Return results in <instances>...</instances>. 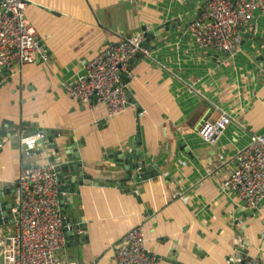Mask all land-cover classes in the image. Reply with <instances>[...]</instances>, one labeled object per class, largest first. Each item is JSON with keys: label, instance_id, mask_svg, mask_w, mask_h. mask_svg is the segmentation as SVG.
Instances as JSON below:
<instances>
[{"label": "crops", "instance_id": "0c3cea01", "mask_svg": "<svg viewBox=\"0 0 264 264\" xmlns=\"http://www.w3.org/2000/svg\"><path fill=\"white\" fill-rule=\"evenodd\" d=\"M196 10L178 0H27L40 52L33 64L15 68L9 82L0 77V201L13 204V183L22 168L50 165L47 142L40 140L32 156L22 151L21 138L32 134L23 131L24 123L55 132L58 146L66 142L69 148L72 138L83 170L99 179L115 176L105 155L128 149L139 132L145 164L158 173L134 184L133 193L125 191L132 182L124 189L118 183L79 186L61 211L84 228L66 236L56 254L60 264H113V246L140 224L161 264H228L238 236L244 252L264 264V198L257 209H248L221 188L249 135L264 134V70L255 61L264 59L263 17L244 30L239 50L223 59L196 49L180 28L182 35L141 53L129 64L134 104L128 102L118 116L110 118L104 105H83L63 92V82L99 50L144 26L175 19L185 26ZM250 31L257 41L244 36ZM222 110L233 123L211 146L197 129ZM12 228L9 210L0 230Z\"/></svg>", "mask_w": 264, "mask_h": 264}, {"label": "built area", "instance_id": "2783aa9c", "mask_svg": "<svg viewBox=\"0 0 264 264\" xmlns=\"http://www.w3.org/2000/svg\"><path fill=\"white\" fill-rule=\"evenodd\" d=\"M187 10L197 8L187 22L191 43L200 51L232 56L239 50L242 33L256 17L264 18V0H178ZM204 4L201 8L199 5ZM27 0H0V68L33 64L38 59L40 40L26 15ZM186 22V23H187ZM147 30L154 27H146ZM144 31L121 37L116 44L99 50L84 62L81 72L65 80L64 94L83 105L92 102L104 105L108 117L122 114L128 104L129 70L142 48ZM122 76L126 81H122ZM232 117L220 111L215 120H203L198 136L207 144H216L230 125ZM43 133L23 136L22 151L32 156ZM210 170V169H209ZM245 208L257 209L264 198V134H250L247 144L235 155V166L221 183ZM13 228L0 230V264H60L56 254L66 243V231L78 225L75 216H63L57 176L51 165L26 166L13 183V204L10 209ZM244 240L236 238V246L227 256L228 264H261L259 257L248 256ZM113 264H161L162 259L147 247L141 224L123 234L113 246Z\"/></svg>", "mask_w": 264, "mask_h": 264}, {"label": "water", "instance_id": "95a60500", "mask_svg": "<svg viewBox=\"0 0 264 264\" xmlns=\"http://www.w3.org/2000/svg\"><path fill=\"white\" fill-rule=\"evenodd\" d=\"M201 8L204 4L199 5ZM192 10V6H190ZM199 11L192 16V19H195ZM191 22H187L185 26H182L178 23V19L175 20H166L155 26L154 29H149L144 26L142 30L144 31V41L142 42V48L146 51L154 49L158 44L164 43L166 40L171 39L177 35H182V32L179 31V28L186 30ZM252 28V23L250 24ZM172 29L173 33L167 35L168 30ZM244 36L249 37L253 41H257L259 37H253L252 31L248 32ZM129 37V36H128ZM156 40L154 46H151V41ZM260 46V45H259ZM140 54H137L132 60L138 58ZM215 59H223L218 55H215ZM255 61L259 67L264 70V59L262 56H258L255 58ZM11 72L6 70L5 68H0V77H7V82L11 80L10 78ZM127 101L131 104H134L133 100H131V96L127 93ZM29 130L34 133L41 131L43 133L42 142H47L45 147L46 150H52L53 155L48 157V161L50 165H52L53 171L57 176V190L60 194V202L61 209L64 211V201H68L70 196L76 195L78 193V187L83 184H99L101 186H110L113 187L114 184L118 183L120 189H124L123 185L128 182H132L133 185L129 186V188L125 189L126 192H135L134 184H137L145 179L156 176L157 170L154 165H146L143 157V153L141 149L138 148V144L140 143V134L137 132V137L135 139V143H133L128 149L115 151L112 154L105 155L104 162L108 165H112L114 170V178H106L99 179L93 178L90 174L85 173L83 170V164L79 159V153L77 152V144L70 138L71 146L69 148L66 147L65 143H61L58 146L55 142H53V138L51 135L55 136V132L49 130H40L32 124H23V131ZM50 135H47V134ZM46 135V136H45ZM41 142V143H42ZM38 154L41 155L45 152L44 146L39 144ZM184 145L182 143V149ZM117 171H121L124 173V177L119 178V174ZM118 177V178H117ZM2 191H0V198L2 196ZM12 204H8L7 202L0 201V226L3 223L8 222V211L11 209ZM148 214H151L150 211H147ZM73 216V215H71ZM78 225H74L72 228L65 230L66 236L72 237L73 233L78 230H82L84 228V224L78 220Z\"/></svg>", "mask_w": 264, "mask_h": 264}, {"label": "rangeland", "instance_id": "374dc122", "mask_svg": "<svg viewBox=\"0 0 264 264\" xmlns=\"http://www.w3.org/2000/svg\"><path fill=\"white\" fill-rule=\"evenodd\" d=\"M140 30H142V28Z\"/></svg>", "mask_w": 264, "mask_h": 264}]
</instances>
